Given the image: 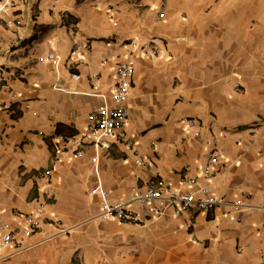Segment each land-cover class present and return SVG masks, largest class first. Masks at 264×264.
Listing matches in <instances>:
<instances>
[{"label":"crops","instance_id":"0c3cea01","mask_svg":"<svg viewBox=\"0 0 264 264\" xmlns=\"http://www.w3.org/2000/svg\"><path fill=\"white\" fill-rule=\"evenodd\" d=\"M244 3L13 0L0 11V220L45 206L29 247L0 264H264V33L247 29ZM131 41L161 54L136 57L123 126L150 171L115 140L73 156L102 101L93 84L109 93ZM50 51L59 63L43 60ZM213 147L223 168L211 188L251 206L240 222L221 209L98 218L100 184L112 201L155 176L185 191L181 176L200 177Z\"/></svg>","mask_w":264,"mask_h":264},{"label":"built area","instance_id":"2783aa9c","mask_svg":"<svg viewBox=\"0 0 264 264\" xmlns=\"http://www.w3.org/2000/svg\"><path fill=\"white\" fill-rule=\"evenodd\" d=\"M13 0H0V11L6 9ZM161 16V13L158 15ZM125 58L116 62L113 72L115 83L108 94L98 92L96 83L92 86V94L101 97V103L96 107L90 116V121L85 131L79 134L75 141V152L73 156L79 158L83 154L85 146L91 144L98 148H110L115 140L125 145L135 154V160L138 164L146 166L150 171L152 165L142 156L137 155V145L135 141L126 135L123 126L127 120L128 109L126 100L134 83V65L138 55H149L161 57L159 50L154 47V42L149 41L139 45L131 41ZM75 49L73 50V53ZM46 62L57 64L60 61L59 55L50 51L43 59ZM102 63H106L103 60ZM73 77L78 79L79 74ZM15 97V93H12ZM151 151H154L152 148ZM220 157L217 148H211L205 158L201 169L200 177L182 175L180 184L188 185V190H180L171 180H165L155 176L150 184L140 187L134 186L130 189L125 200L112 201L100 184L98 194L101 199L98 218L102 221H120L138 225L144 221L145 214L155 216L161 215L167 209H172L177 215L195 212H211L221 209L224 216H230L237 222L241 220V213L244 209H250L244 199L236 197L228 199L216 194L211 188V180L223 168L216 164ZM98 156L93 157L96 163ZM50 171H45L48 175ZM45 206L38 204L34 213H21L16 211L14 216L21 221L13 225L7 220H0V259L4 258L5 251L13 248L21 251L29 247L27 240L30 239L40 228L41 216L44 213ZM61 233H68V230L62 226L59 220H53Z\"/></svg>","mask_w":264,"mask_h":264},{"label":"rangeland","instance_id":"374dc122","mask_svg":"<svg viewBox=\"0 0 264 264\" xmlns=\"http://www.w3.org/2000/svg\"><path fill=\"white\" fill-rule=\"evenodd\" d=\"M250 4L244 3L241 9V12L248 13L245 14L244 22L247 25V29L251 32L254 30L257 31L259 36H262L264 33V0H249ZM252 2V3H251Z\"/></svg>","mask_w":264,"mask_h":264}]
</instances>
